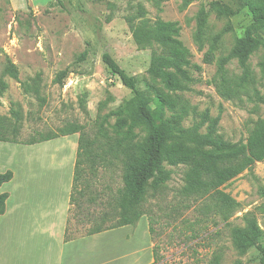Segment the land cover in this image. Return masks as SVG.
<instances>
[{
	"label": "rangeland",
	"instance_id": "obj_1",
	"mask_svg": "<svg viewBox=\"0 0 264 264\" xmlns=\"http://www.w3.org/2000/svg\"><path fill=\"white\" fill-rule=\"evenodd\" d=\"M212 1L192 0L184 6L185 0H0V77L8 85L0 96V122L8 125L7 134L19 141L16 144L25 145L78 124L96 140L100 153L96 165H86L85 177L76 189L72 186L68 237L87 235L98 224L109 229L121 217L122 157L115 159L110 153L120 136L113 127L115 117L107 122L105 117L132 98L133 92L111 74L103 55L110 54L136 78L140 89L155 84L147 71L152 52L158 47L138 45L132 36V25L141 21L140 7L150 22L179 23L180 40L193 65V82L189 90L170 95L178 107L188 109L185 127L209 110L211 117L220 116L218 133L224 139L247 142L257 123L264 120V45L251 55L246 66L237 59L222 65L236 39L245 35L252 14L245 0H216L229 13V19L218 17L211 9ZM202 8L208 12V19L198 41L197 15ZM261 38L264 42V34ZM11 64L17 68L18 79L10 75ZM61 78L62 83L58 82ZM15 124L17 134L12 129ZM136 131L139 139L147 135L142 127ZM71 137L79 134L49 141L44 144L47 149L43 146L22 155L13 148L12 154L7 153L2 142L0 153L8 165L13 160L18 162L17 170L20 161L33 162L35 172L28 164L26 170L21 167L22 175L59 177L68 184L74 176L69 155L72 150L67 145L55 146L67 144ZM166 169L172 172L170 179L157 193L149 189L140 206L144 215L139 222L121 229L131 243L121 246V251L131 254L132 245L140 249L147 244L152 252L148 264H261L258 247H240L231 232L253 219L262 231L259 245L264 248V160L221 187L239 203L228 217L217 211L210 199L183 193L186 166L166 165ZM57 186L59 202L63 190ZM134 233L139 235L135 238ZM148 256L149 249L147 261Z\"/></svg>",
	"mask_w": 264,
	"mask_h": 264
},
{
	"label": "trees",
	"instance_id": "obj_2",
	"mask_svg": "<svg viewBox=\"0 0 264 264\" xmlns=\"http://www.w3.org/2000/svg\"><path fill=\"white\" fill-rule=\"evenodd\" d=\"M191 2L192 0H185L184 6ZM245 2L252 14V23L246 28L245 35L236 39L230 53L222 59L223 66L232 59H237L242 66H246L251 55L264 45L261 38L264 34V0ZM210 6L218 17L229 19V13L219 1H212ZM139 15L141 21L132 25V36L138 45L158 47V50L154 49L152 52L147 71L155 84H149L144 90L140 89L136 78L127 74L110 54L103 55V61L111 74L117 75L133 92L132 98L111 110L105 117L106 122L115 117L113 127L120 137L114 141L110 153L115 159L122 157L124 171V187L119 197L121 217L109 229L136 225L139 222L144 215L140 206L146 200L149 189L157 193L172 175L166 165L186 166L183 193L195 199H210L214 208L228 217L239 203L221 187L250 169L256 162L264 160V120L257 123L247 142L224 139L218 133L220 116L211 117L209 110L202 112L200 119L192 126L185 127L183 122L188 109L185 106L178 107L170 95L189 90V84L193 82L190 72L193 65L189 51L180 40L179 23L164 20L150 22L142 7L139 8ZM207 19L208 12L205 8L200 9L197 15L198 41L203 37ZM84 56L85 54L82 58ZM9 72L18 79L14 64L10 65ZM62 78L58 82L62 83ZM156 84H162L163 88H157ZM7 87V83L0 77V96ZM140 127L147 132L142 139H139L136 131ZM8 128L6 123L0 122V141L19 143L7 134ZM12 129L17 134V124ZM76 133L79 134V142L73 168V189L85 177L86 165L91 163L94 166L101 158L96 140L85 133L83 126L69 124L57 133L25 142L35 144ZM13 177L11 170L0 172V188ZM8 197V193L0 192V216L6 212ZM100 231L101 226L98 224L89 234ZM261 232L255 220L247 219L245 227H235L231 233L234 242L240 247L257 246L261 252V264H264V248L259 245Z\"/></svg>",
	"mask_w": 264,
	"mask_h": 264
},
{
	"label": "crops",
	"instance_id": "obj_3",
	"mask_svg": "<svg viewBox=\"0 0 264 264\" xmlns=\"http://www.w3.org/2000/svg\"><path fill=\"white\" fill-rule=\"evenodd\" d=\"M59 138L25 145L4 141L0 143L6 144L7 153L12 154L10 150L13 148L17 155H22L40 150L46 146L45 143ZM78 142L79 137H71L67 144L55 146L70 147L71 168L73 165L75 168L76 158L73 148ZM3 160L0 153V171L11 170L14 177L0 188V192L9 194L6 212L0 216V264H148L151 262V246L147 248V244L141 246L142 248L139 247L140 249L132 245L134 247L132 255L121 251V246L131 244L126 240L129 236L123 234L121 229H129L130 225L101 229L100 232L84 236L68 237L73 178L69 179L68 184H64V180L59 177L22 175L21 170L24 171V168L26 170L28 164L29 170H34L33 162L20 161L18 165L20 170H17L18 162L14 163L13 160L12 164L8 165ZM47 184L51 185L48 187ZM53 184L56 185L52 187ZM58 184L62 186L60 190H63V193L59 194L61 196L59 202ZM138 235L139 233H134L133 237L136 238ZM144 239L147 240L145 234ZM148 249L149 262L145 257ZM142 255L143 258H139Z\"/></svg>",
	"mask_w": 264,
	"mask_h": 264
}]
</instances>
